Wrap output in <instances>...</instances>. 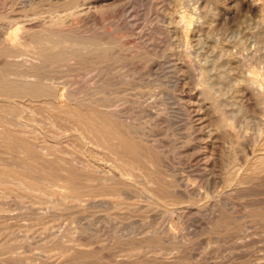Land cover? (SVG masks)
I'll list each match as a JSON object with an SVG mask.
<instances>
[{"label": "rangeland", "instance_id": "obj_1", "mask_svg": "<svg viewBox=\"0 0 264 264\" xmlns=\"http://www.w3.org/2000/svg\"><path fill=\"white\" fill-rule=\"evenodd\" d=\"M157 1L119 0V3L117 0H91L92 13L87 18L85 16L80 19L81 36L86 39L97 36L104 43L112 40L115 46L113 52L108 53L109 57L103 52V56L95 58L98 61L90 57L92 62L90 59L88 61L91 63L82 62L76 66L73 74L74 79L84 83L82 85L85 87L96 80L98 85H110L108 91L121 92L118 95L101 96L104 98L96 100L101 104L116 103L118 106L115 115L99 116L101 123L96 124L94 121L96 118L93 116L92 100L89 97L79 96V100L75 101L63 100L61 106L64 109L56 112L57 110L49 107L52 99L22 95L17 87L10 88L0 83V111L3 110L0 113V129L3 130L2 127L5 126L4 129L12 130V136L8 137L10 141L7 140L5 145L0 142V158H5L6 155L8 157L9 152L11 156L14 152L12 150H18L19 146V152L15 151L18 155L15 152L13 154L16 159L13 155L14 160L10 156L9 159L6 157L12 168L16 165L20 166V171L21 168L24 171L27 168L23 165L26 161L29 168L30 163L33 164L32 168L38 167V163H33L37 157L32 153L35 158H31L28 151L30 145H23V137L31 142L34 137L35 144L26 141L32 145L30 151L35 152L32 149L38 147L37 151L45 152L47 160L51 161L48 153L54 154L58 150L54 155L60 152L61 156L57 154L58 157H52V160L58 158L61 161L65 156V160L69 158L77 163L80 161L78 166L102 164L100 157H95L93 146L94 129L91 128L95 125L94 128L99 131L100 127L106 131L102 130L100 135L104 137V140L101 137L105 147L102 149L103 153H106L107 159L111 157L109 161H113L109 164H116L117 156L119 166L123 165L122 162L125 164L127 160L130 161L120 154L122 143L128 141L132 146L144 148L141 149L143 154L139 158L141 163L139 160L138 163H147L146 168L151 166V173L147 169L149 173L142 171L141 174L153 176L141 175L139 172L135 178L138 181V191L135 187L136 192H130V198L133 196L131 200L126 199L124 202L122 199L120 202H124L123 205L118 201L121 204L119 207V203L114 206L116 201L112 197L106 198L108 205L96 203L93 206L83 203V207H80L69 191L59 187L47 190L51 192L29 191L30 184L23 180V172H16V167L12 170L8 166L9 162L4 159L0 170L10 176L0 174V264H264V0ZM183 15L193 18L194 25L188 39L181 43L179 34L169 33V19ZM125 22H129V25ZM94 27L98 29L97 32ZM106 29L107 34L111 30L113 35H107ZM115 48L119 52L115 53ZM7 69L9 70V66L4 62L0 63L1 72H6ZM39 73L48 78L53 75L56 78L63 76L61 70L56 72V69H45ZM8 98L14 100H10V103ZM85 99H88L87 102ZM83 101L87 104L83 105ZM25 103L31 104V108L29 104L25 106ZM30 109H35L33 114L37 112L36 115H31ZM23 114L25 118L21 117ZM27 114H30L29 118ZM85 114L90 118L87 115L85 117ZM17 115L21 117L20 120L25 119L28 129L23 132L26 134L11 124ZM51 115L56 117L51 118ZM53 117L58 121L55 122ZM115 117L119 119L113 123ZM7 118L10 125L5 123ZM51 123L55 125L51 126ZM120 125L124 130L119 128ZM110 126L116 129L113 130ZM36 131H42L41 134L47 138L44 139L41 135L40 138V133L37 134ZM120 132L123 135H119ZM128 135L135 137L137 141L132 142L134 139ZM16 137H20V140ZM58 140L61 142H57ZM11 142L8 152L10 145H6ZM139 142L140 144L135 145ZM47 143H50L48 149L45 147ZM139 145L142 146L138 147ZM21 148L31 156L25 153L29 158L26 157ZM147 152L152 153L149 159L145 156ZM18 157L22 158L19 160H23V164ZM25 157L29 160L24 161ZM81 160L84 161L83 164ZM152 170L155 174H152ZM159 170L163 176H158L160 183L155 180ZM35 174L39 173L33 175ZM20 175L24 182L17 179ZM36 175L35 177H40ZM46 181L49 185L50 181ZM42 182L40 183H47L45 180ZM156 184L159 187L165 184L161 191L164 190L166 194L159 191ZM166 184H170L168 188H165ZM143 188L146 191L154 188L156 190L153 191L158 193L149 191L155 194L153 197ZM169 190L174 195L171 198L167 194ZM156 198H162V202L164 198L165 203H156Z\"/></svg>", "mask_w": 264, "mask_h": 264}, {"label": "bare ground", "instance_id": "obj_2", "mask_svg": "<svg viewBox=\"0 0 264 264\" xmlns=\"http://www.w3.org/2000/svg\"><path fill=\"white\" fill-rule=\"evenodd\" d=\"M91 0H0V63L4 62L7 66H9V70L6 71V72H1L0 71V83L2 84H6L8 85V87L10 86L11 87H17L19 89V92L22 93V95H33V96H40L42 98H50L49 100H53V102L50 103L49 107L51 106L54 110H57L56 112H58V110L60 111V109H64L61 105H62V102L63 100H67V101H75V100H79V98L82 96V97H89L91 98L92 101H90L91 105L93 106V116L96 118V120L94 119L95 123L96 124H99L101 123V120H100V117L99 116H102V115H115V112H116V109H117V105L116 103H112V104H101V102L99 101H96L97 99L99 100V98L101 96H105V95H113V94H120L121 92H111V91H108V87L110 86H103V85H98V81L96 80H93L90 84H89V87H85L83 86L84 83H80L79 81H76L74 79V72H75V69H76V66L80 65L82 62H86L88 61V59H90L91 61V58L94 57V60L95 58H98L100 56H103L102 55V52L105 53L106 55H108L109 52H113V49H114V43H112L113 41L112 40H108V42H103L101 41L102 39H100L101 37H99L100 40H98V38L96 37H91V39H86L84 38L83 36L80 35L81 33V27H80V19L85 17L87 18V16H89L92 11H93V8L91 9V3H90ZM100 1V0H99ZM119 2V0H117ZM123 1V0H122ZM157 1V0H156ZM141 2V1H140ZM158 2V1H157ZM175 2V1H174ZM110 3V2H109ZM120 3V2H119ZM127 3V2H126ZM177 3V1H176ZM107 4V3H106ZM117 4V3H116ZM94 5V4H93ZM123 5V4H122ZM97 6V5H96ZM99 6V5H98ZM109 6V5H106V7ZM111 6V5H110ZM118 6V5H117ZM94 7V6H93ZM100 7V6H99ZM98 7V8H99ZM102 7V5H101ZM116 7V6H115ZM119 7V6H118ZM125 7V6H124ZM117 8V7H116ZM95 9V8H94ZM120 9V8H119ZM125 9V8H123ZM104 10V9H103ZM122 10V9H121ZM133 10V9H132ZM123 11V10H122ZM128 11V10H127ZM105 12V10H104ZM112 12V11H111ZM110 12V13H111ZM115 12V11H113ZM126 12V11H125ZM131 12V11H130ZM136 13V12H134ZM99 14V13H98ZM108 14V13H107ZM112 14V13H111ZM118 14V13H117ZM120 14V13H119ZM121 14H124V13H121ZM129 14V13H127ZM109 15V14H108ZM133 15V14H132ZM135 15V14H134ZM179 15V14H178ZM110 16V15H109ZM120 16V15H119ZM129 15H127L128 17ZM136 16V15H135ZM134 16V17H135ZM199 16V15H198ZM111 17V16H110ZM123 17V15H122ZM132 17V16H130ZM191 17V16H190ZM193 17V16H192ZM91 18V17H90ZM90 18H88L90 20ZM94 18V17H93ZM92 18V19H93ZM113 18V17H112ZM126 18V17H125ZM91 19V20H92ZM96 19V18H95ZM114 19H116L114 17ZM118 19V18H117ZM121 19V18H120ZM119 21H122L120 20ZM128 19V18H127ZM126 19V20H127ZM136 19V17H135ZM193 18H189L188 15H183V16H180V17H171L169 19L170 21V30H169V33L170 34H179V37H180V41L181 43H184L187 39H188V35L189 33L192 31V25H194V20H192ZM94 20V19H93ZM105 20V19H104ZM109 20V19H107ZM125 20V21H126ZM130 21V19H129ZM134 21V20H133ZM138 21V20H137ZM86 22V21H85ZM91 22V21H90ZM103 22V21H102ZM131 22V21H130ZM168 22V21H167ZM88 23V22H87ZM86 23V25H87ZM95 23H96V20H95ZM122 23V22H121ZM124 23V21H123ZM126 23V22H125ZM89 24V23H88ZM94 24V22H93ZM104 24V22H103ZM101 23V25H103ZM113 24V23H112ZM117 24H120V22H117ZM129 25V22L126 23ZM137 24V23H136ZM198 24V23H197ZM133 25V24H132ZM95 26V24H94ZM119 26V25H118ZM117 26V27H118ZM122 26V24H121ZM125 26V25H124ZM89 29H91L90 27H88ZM95 28V27H94ZM97 28V26H96ZM95 28V31L98 30ZM136 28V27H135ZM86 29V28H85ZM104 29V28H103ZM134 29V28H133ZM137 30V29H135ZM167 30V29H166ZM120 31V30H119ZM88 32V30H87ZM97 32V31H96ZM107 32V29L105 31V33ZM110 34L111 33V30L108 31ZM135 32V31H134ZM133 32V34H134ZM193 32V31H192ZM84 33V32H83ZM113 33V31H112ZM111 33V34H112ZM130 33V32H129ZM168 33V32H167ZM107 34V33H106ZM106 34L103 36L105 37ZM107 34V35H108ZM83 35V34H82ZM93 36H95L94 34H92ZM101 35V34H100ZM113 35V34H112ZM110 35V38L111 39V36ZM115 36V35H114ZM150 36V35H149ZM178 36V35H177ZM135 37V36H134ZM141 37V36H140ZM107 38V37H106ZM104 38V41H107V39ZM118 38V37H117ZM113 39V38H112ZM116 39V38H115ZM123 41V40H122ZM121 41V42H122ZM117 43V42H116ZM125 43V42H124ZM127 43V42H126ZM123 44V43H121ZM137 46V44H134ZM121 45H119L120 47ZM118 47V46H117ZM140 47V46H139ZM131 48H132V44H131ZM158 48V47H157ZM116 49V52L117 53V48ZM135 49V48H134ZM149 49V48H148ZM151 49V48H150ZM140 50V49H139ZM149 51V50H148ZM119 52V51H118ZM154 52V51H153ZM106 55H104L106 57ZM111 55V54H110ZM114 56V55H113ZM119 55H117L118 57ZM136 56V55H135ZM91 57V58H90ZM109 57V55H108ZM111 57V56H110ZM139 58V57H138ZM109 59V58H108ZM153 59V57H152ZM93 60V59H92ZM104 60V59H103ZM90 61H88L89 63H91ZM95 61H98L97 59ZM93 61V63L95 62ZM109 61V60H108ZM107 61V62H108ZM105 62V61H104ZM118 62V61H117ZM88 63V64H89ZM98 63V62H97ZM106 63V62H105ZM103 63V64H105ZM96 64V63H95ZM94 64V65H95ZM100 64V63H99ZM117 64V63H116ZM258 65V64H257ZM91 66V65H90ZM93 66V65H92ZM91 66V67H92ZM96 66V65H95ZM94 66V67H95ZM100 66V65H99ZM108 66V65H107ZM112 66V65H111ZM4 67V66H3ZM98 67V65H97ZM5 68V67H4ZM123 68V67H122ZM253 68V67H252ZM45 69H56V72L57 70H61V73L63 74L62 77H46L45 75L44 76H41L40 75V71H43ZM86 69V68H85ZM96 69V68H95ZM98 69V68H97ZM252 70V69H251ZM260 70V69H259ZM88 71V70H87ZM91 71V70H90ZM98 71V70H97ZM262 72V71H261ZM264 72V71H263ZM51 73V72H50ZM53 73V72H52ZM116 73V72H115ZM204 73V72H203ZM95 74V73H94ZM100 74V72H99ZM86 75V74H85ZM92 75V74H91ZM112 75V74H111ZM117 75V74H116ZM81 76V75H80ZM97 76H99L97 74ZM258 76V75H257ZM90 77V76H89ZM106 77V76H105ZM104 77V78H105ZM127 77H129L127 75ZM131 77V76H130ZM206 77V76H205ZM204 78V77H203ZM207 79V78H206ZM255 79V78H254ZM258 79V78H257ZM86 80V79H85ZM101 80V79H100ZM104 80V79H103ZM124 80V79H123ZM138 80V79H137ZM253 80V79H252ZM81 81V80H80ZM83 81V80H82ZM81 81V82H82ZM106 81V79H105ZM108 81V80H107ZM126 81V80H125ZM257 80H255L256 82ZM264 81V80H263ZM102 82V81H101ZM111 82V80L109 81ZM207 82V81H206ZM100 83V82H99ZM83 84V85H82ZM88 84V83H87ZM102 84V83H101ZM252 84V83H251ZM254 84V83H253ZM256 84L259 85L258 82H256ZM123 85V84H122ZM257 85V86H258ZM262 86V85H261ZM264 86V85H263ZM116 91V90H115ZM130 95V94H129ZM80 96V97H79ZM1 97V96H0ZM109 97V96H108ZM126 97V96H125ZM2 98V97H1ZM101 98H104V97H101ZM9 99V98H8ZM1 100V99H0ZM7 100L11 103V101L13 100ZM51 100V101H52ZM87 102L88 99H85ZM108 100V99H106ZM17 101V100H16ZM24 101V100H23ZM26 101V100H25ZM28 101V100H27ZM19 102V101H18ZM30 102V101H29ZM32 102V101H31ZM34 102V101H33ZM38 102V101H37ZM84 101L82 102L83 105L87 104L85 103ZM5 103V102H4ZM14 104V103H13ZM11 104V105H13ZM20 104V103H19ZM24 104V103H23ZM29 103H25V106H28ZM41 104V103H40ZM39 104V106H40ZM43 104V103H42ZM46 104V103H45ZM44 104V105H45ZM49 104V103H48ZM36 105V104H35ZM33 105V106H35ZM38 105V104H37ZM22 106V104H21ZM23 105V107H25ZM31 106V104H29V107ZM91 106V107H92ZM2 107V106H0ZM29 107H27V109H29ZM66 107V106H65ZM120 107V106H119ZM151 107V106H150ZM8 108V107H7ZM17 108V107H16ZM26 108V107H25ZM31 108V107H30ZM33 109V108H32ZM32 109H30L32 111ZM37 111H38V108H36ZM45 109V107H44ZM42 109V110H44ZM48 109V107H47ZM51 108H49L50 110ZM51 109V110H53ZM72 109V107H71ZM79 109V108H78ZM82 109V108H80ZM84 109V108H83ZM88 109V108H87ZM86 109V110H87ZM40 110V108H39ZM66 110L68 111V109L66 108ZM73 111L74 108L72 109ZM29 111V110H28ZM30 111V112H31ZM35 111V109L32 111L31 115H34L33 112ZM65 111V110H63ZM85 111V110H84ZM91 111V110H90ZM3 112L0 111V113ZM13 112V110L11 111ZM27 112V111H26ZM42 112H46V111H42ZM52 112V111H51ZM77 112V111H76ZM89 112V111H87ZM25 113V112H24ZM28 113V112H27ZM39 115H40V112H38ZM48 113V112H47ZM53 113L55 114V112L53 111ZM52 113V114H53ZM62 113V112H61ZM66 113V112H64ZM68 113V112H67ZM66 113V114H67ZM71 112L68 113V115L70 114ZM81 113V112H80ZM86 113V111H85ZM118 113V111H117ZM116 113V114H117ZM3 114V113H2ZM8 114V113H7ZM14 114H15V111H14ZM26 114V113H25ZM25 114L21 115V117L23 116V118H25ZM43 114V113H42ZM60 114V112L58 113ZM73 114V113H72ZM70 114V115H72ZM89 114V113H88ZM119 114V113H118ZM6 115V114H5ZM28 115V114H27ZM26 115V116H27ZM30 115V114H29ZM29 115H28V118H29ZM36 115V114H35ZM44 115V114H43ZM81 115V114H80ZM87 114H85V117H86ZM91 115V114H90ZM2 116V115H0ZM4 116V115H3ZM13 116V115H12ZM18 117H16V119H12L11 123L12 125H15L17 126L20 130H22V132L26 131L28 128H27V124L25 123V119L24 121L23 120H20L19 118V115H17ZM38 116V115H37ZM48 116H49V113H48ZM52 116H55L56 115H51L50 117L52 118ZM59 116V115H58ZM57 116V117H58ZM74 116V115H73ZM88 116V115H87ZM117 116V115H116ZM120 116V115H118ZM5 117V116H4ZM41 117V116H40ZM60 117V116H59ZM76 117V116H75ZM81 117V116H80ZM123 117V116H121ZM1 118V117H0ZM35 118V117H34ZM43 118V117H42ZM54 118V117H53ZM88 118H90V116H88ZM116 118V117H115ZM118 118V117H117ZM113 119L114 121L115 120H118V119ZM124 118V117H123ZM3 119H6V118H3ZM31 119V118H30ZM33 119V118H32ZM36 119V118H35ZM34 119V121H36ZM44 119V118H43ZM56 120V118H54ZM60 119V118H59ZM85 119V118H83ZM105 119V118H103ZM102 119V120H103ZM107 119V118H106ZM29 120V119H28ZM27 120V121H28ZM46 120V119H44ZM80 120V119H79ZM78 120V121H79ZM109 121H111L112 119H107ZM112 120V121H113ZM42 121V120H41ZM39 121V122H41ZM50 121V120H48ZM52 121V120H51ZM58 120H56L55 122H57ZM105 121V120H104ZM103 121V124L105 123ZM113 123H116V121ZM4 122V121H3ZM30 122V121H29ZM38 122V121H37ZM84 122V121H82ZM122 122V121H121ZM125 123V121H123ZM8 125H10V123L8 122V118L6 120V122ZM35 123V122H34ZM67 123H69L67 121ZM72 123V122H71ZM107 123V122H106ZM109 123V122H108ZM120 123V122H118ZM127 123V122H126ZM36 124V123H35ZM45 124V123H44ZM87 124V123H86ZM102 124V126H103ZM121 124V123H120ZM123 124V123H122ZM34 125V124H33ZM37 125V124H36ZM40 125V124H39ZM46 125V124H45ZM55 124L51 123V126H53ZM127 124H125L126 126ZM4 126V125H3ZM41 126V125H40ZM91 126L88 125V127ZM106 126V125H105ZM121 126V125H120ZM128 126V125H127ZM5 127V126H4ZM0 129L2 132L0 133V142H2L3 145H5V142H7V140H9L8 137H10V130L11 129ZM14 127V126H13ZM16 127V128H17ZM30 127H34V126H30ZM29 127V129H30ZM76 127V126H75ZM95 127V125H94ZM91 128L94 129V131L92 132V135H93V140L94 142L92 141V138H91V141L93 142V146H94V151H95V157H97V155L100 157V162L102 164H99L98 162H95V163H98V165H93V166H90L88 164H83L84 161H82V164L81 166H78V164L81 162L78 161V163L76 161H73V160H65L67 159L64 155H66L64 153V160L61 159H54L52 160L53 158L52 157H58L57 154H59L60 152H57L56 156L54 155L56 151L54 152V154H50V157H51V161L50 159L47 160L48 158L45 157L47 156L45 154V152L43 153L42 151L39 152L37 151V149H32L34 150L35 152H31V148H32V145L29 143L31 141L28 140V138H24L25 140H23L21 138V141L23 143V145H30L29 147V155L31 156V158L34 156L32 153H35L37 159H38V162L35 160H37L35 157V160L33 162V159L32 162L37 164L38 163V167L36 169L32 168V163L31 160L29 161V163L31 164V167L29 168L28 166H30L28 164V161H26V159H28L29 155L24 152V148L21 150L23 151V153L25 154L26 157L28 158H24L27 163H22L23 160H19V159H22L21 157L17 158L19 160V162L21 164L24 165V168L25 166L27 168H25L24 171H22L23 169L21 168V172L19 170L20 166L18 165L19 162H17L18 160H16V164L19 166V167H16V165H13L15 168L14 172H20L22 173V178L24 181H29V184L30 186L27 184V187L29 186V191L31 189L32 192L34 191H47V190H51L52 188H56V187H59L61 189H65L67 191H69L70 195H72L74 197V201L76 203V205H79L80 207L82 206L81 204L83 203H88V204H92L93 206H95L96 203H104V204H107L108 202L106 201L107 197H112L113 199H115L116 202H114V206H116L117 203H119L122 199L125 200L127 199H130L133 197L130 198V192H132L134 190V192L138 191L137 189V180H135V178H137L138 176V173L143 171V172H146L147 169H149V172L151 173V166L150 168H146L148 167V165L144 164L143 161L142 164H139L138 162L140 161L139 158H141L142 154H143V151H141V149L144 150V148L141 147L140 148H137L136 146H132V144H128L126 142H124V136H123V142L122 143V146L120 144V148L122 149L121 153L123 157H125L126 159L128 158L130 161L127 162L124 164L122 161V164L123 165H120L119 166V157H115V161L117 162L116 164L114 163H111L109 164L110 162H113V161H109V158L111 160V157H108V159L106 158L105 154L103 153V148H105L102 144V139L104 137H102L100 135L101 131L103 129H101L102 127H100V131L97 129V128ZM112 129H113V126H110ZM37 128V127H36ZM34 128V129H36ZM39 128V126H38ZM55 128V127H53ZM78 128V126H77ZM76 128V129H77ZM90 128V127H89ZM115 128V127H114ZM121 129L124 130V128L121 126L119 127ZM32 129V128H31ZM58 129V128H57ZM60 129V127H59ZM62 130H64L63 128H61ZM79 129V128H78ZM110 129L109 131H111L113 133V130L115 129ZM39 130V129H38ZM89 129V131H91ZM12 131V130H11ZM29 132H32L33 130H28ZM27 131V132H28ZM61 132V130H58ZM73 131V130H72ZM75 131V129H74ZM80 131V130H79ZM105 130H103L104 132ZM128 131V130H127ZM23 132V133H24ZM35 132V131H33ZM63 132V131H62ZM65 132V131H64ZM106 132V131H105ZM136 133V131H134ZM13 133V132H12ZM18 133V131H17ZM37 133V131H36ZM40 133L39 134V137L42 138L41 136H43L42 134V131L41 132H38ZM37 133V134H38ZM42 133V134H41ZM54 133H56L54 131ZM53 133V134H54ZM73 133V132H72ZM82 133V132H80ZM121 133V132H120ZM133 132H131L132 134ZM26 134V133H24ZM31 134V133H30ZM30 134H27L28 137ZM36 134V135H37ZM45 134V133H44ZM134 134V133H133ZM139 134V133H137ZM15 135V134H13ZM20 135V134H19ZM33 135V133H32ZM35 135V133H34ZM41 135V136H40ZM91 135V134H90ZM103 135V133H102ZM113 135L115 136V134L113 133ZM117 135V134H116ZM119 135H123L122 133L119 134ZM12 136V135H11ZM18 136V135H17ZM104 136V135H103ZM106 136V135H105ZM118 136V135H117ZM131 137V135H128ZM135 136V135H134ZM262 136V135H261ZM15 138V136H13ZM21 137V136H20ZM20 137L19 140H20ZM31 137V136H30ZM29 137V138H30ZM102 137V139H101ZM137 137V136H136ZM17 138V137H16ZM17 138V139H18ZM32 138V137H31ZM44 138V136H43ZM47 138V137H46ZM44 138V139H46ZM59 138V137H58ZM62 138V137H61ZM60 138V139H61ZM106 138V137H105ZM109 138V137H108ZM115 138V137H113ZM132 138V137H131ZM130 138V139H131ZM135 138V137H134ZM132 138V139H134ZM18 142H20L21 144V141L17 140ZM83 139V138H81ZM88 139V138H87ZM86 139V140H87ZM90 139V138H89ZM120 139V138H119ZM129 139V140H130ZM131 139V140H132ZM138 141H141L139 140V138H137ZM29 141L28 143L26 141ZM31 140V139H30ZM54 140H56L54 138ZM104 140V139H103ZM118 140V138H117ZM127 140V139H126ZM10 141V140H9ZM34 137H33V140L31 143H34ZM37 142H40L36 139ZM60 140H58L57 142H59ZM88 141V140H87ZM86 141V142H87ZM89 141V142H91ZM111 141V140H110ZM109 141V143H111ZM137 141V140H136ZM135 139L132 140V142H136ZM61 142V141H60ZM105 142H106V139H105ZM131 142V141H130ZM131 142V143H132ZM9 143V142H8ZM6 146L10 147L8 148V152L12 146V142L10 144H8ZM15 143V142H14ZM26 143V144H25ZM28 144V145H27ZM40 144V143H39ZM38 144V145H39ZM45 144V143H42V145ZM50 144V143H49ZM47 143V145H45V147H47V149L49 148ZM61 144V143H60ZM64 144V143H63ZM91 144V143H89ZM119 144V143H118ZM137 144H140L139 143H136L135 145ZM262 144V143H261ZM1 145V144H0ZM22 145V146H23ZM107 145V144H105ZM112 145V144H111ZM110 145V146H111ZM37 146V145H36ZM92 146V147H93ZM115 146V144H114ZM142 145H139L138 147H140ZM144 146V145H143ZM150 146V145H149ZM15 147V146H14ZM42 147V146H41ZM44 147V148H45ZM56 147H58V145H56ZM71 147V146H70ZM108 147V145H107ZM116 147V146H115ZM18 150H19V146H17ZM33 148H35V145L33 146ZM52 148V147H50ZM54 148V147H53ZM59 148V147H58ZM61 148V146H60ZM113 148V146H112ZM153 148V147H152ZM14 149V148H13ZM28 149V148H27ZM26 149V150H27ZM46 149V148H45ZM46 149V150H47ZM62 149V148H61ZM73 149V147H72ZM109 149V148H108ZM157 149V148H156ZM257 149V148H256ZM18 150H12V151H18ZM39 150V149H38ZM54 150V149H53ZM51 150V151H53ZM63 150V149H62ZM106 150V149H105ZM117 150V149H115ZM147 150V148H146ZM145 150V151H146ZM11 151V152H12ZM37 151V152H36ZM48 151V150H47ZM50 151V152H51ZM64 151H67V150H64ZM148 151V150H147ZM256 151V150H255ZM2 152V151H1ZM6 151V153H8ZM14 152L12 153V155L14 154ZM19 152V151H18ZM18 152L16 154L15 152V155H18ZM78 152V151H77ZM83 152V151H82ZM105 152V151H104ZM118 152V151H117ZM38 153V154H37ZM41 153V154H39ZM76 153V152H75ZM79 153V152H78ZM108 153V152H107ZM149 153V152H147ZM147 153H146V157H148L149 159V155H151L150 153L148 154L147 156ZM155 153V152H154ZM158 153V152H157ZM259 153V152H258ZM262 153V152H261ZM4 153H2L3 155ZM10 152H9V155L7 157V155L4 157L1 156V159L0 158V164L3 163L6 159V157L9 159V156H10ZM23 154V155H24ZM45 154V155H44ZM94 154V153H93ZM103 157H101V155H103ZM145 154V153H144ZM12 155L10 156V159L11 160H14V158L16 159V156L14 157L13 155V159H12ZM19 155L21 156V152L19 153ZM51 155H54V156H51ZM109 155V154H108ZM113 155V153H112ZM155 155V154H154ZM59 156H61L59 154ZM68 156V154H67ZM85 156V155H84ZM88 156V155H87ZM110 156V155H109ZM113 156H116V155H113ZM121 156V157H122ZM156 156V155H155ZM158 156V155H157ZM23 157V156H22ZM49 157V156H48ZM90 157V156H89ZM97 157V159L99 158ZM47 158V159H46ZM77 158V157H76ZM76 158L74 160H76ZM94 158V157H92ZM114 158V157H113ZM158 158V157H157ZM6 159V161L8 160ZM73 159V157H72ZM95 159V158H94ZM156 159V158H155ZM29 160V159H28ZM78 160V158H77ZM139 160V161H138ZM143 160V159H142ZM145 160V159H144ZM153 160V159H152ZM160 160V159H159ZM163 159H161L162 161ZM10 161V160H9ZM7 161V162H9ZM86 161V160H85ZM155 161V160H153ZM14 162V161H13ZM14 162V163H15ZM149 162V161H148ZM160 162V161H159ZM158 162V164H159ZM244 162V161H243ZM138 163V164H137ZM141 163V161H140ZM26 164V165H25ZM109 164V165H108ZM146 165V166H145ZM8 166H10V162L8 163ZM164 166V165H163ZM260 166V165H259ZM11 167V166H10ZM13 167V168H14ZM34 167V166H33ZM156 167V166H155ZM153 167V168H155ZM158 167V166H157ZM9 168V167H8ZM12 168V167H11ZM12 168V170H13ZM257 168V167H256ZM158 169V168H157ZM157 169H154L155 171ZM154 170H152V174L155 172H153ZM263 170V169H262ZM2 170H0L1 172ZM162 171V170H161ZM6 172V171H5ZM12 172V171H11ZM13 172V173H14ZM15 172V173H16ZM147 171V173H149ZM4 174L6 177H9L10 175H6L3 171L0 173V174ZM34 173H39L38 175L40 177H35V175H33ZM160 170H159V173H156L157 175V178L155 180H159V175L162 176L160 174ZM8 174V173H7ZM166 174V173H165ZM261 174V173H260ZM2 175V176H4ZM21 175L18 176L17 179H20L21 178ZM36 175V176H38ZM141 175H150V177H153L151 176V174H141ZM154 175V176H156ZM1 176V175H0ZM4 176V178H5ZM14 177V175L12 176ZM16 177V176H15ZM148 177V176H147ZM3 178V177H2ZM3 178V179H4ZM163 178V176H162ZM184 178V177H183ZM236 178V177H235ZM249 178V177H248ZM252 178V177H251ZM20 179V180H22ZM151 179V178H150ZM6 180V179H5ZM19 180V181H20ZM22 180V182H24ZM42 180H45V182H47L46 180H49L50 184L48 185V182L45 183L47 184L46 186H44L45 184H41L40 182H42ZM153 180V179H152ZM4 181V180H3ZM18 181V182H19ZM25 181V182H26ZM137 181V182H136ZM165 181V180H164ZM168 181V180H167ZM136 182V183H135ZM158 182V181H157ZM156 182V183H157ZM163 181H161L162 183ZM170 182V181H169ZM251 182V181H250ZM20 183V182H19ZM28 183V182H27ZM43 183V182H42ZM59 183V184H57ZM61 183V184H60ZM154 183V182H153ZM159 183H160V180H159ZM158 183V184H159ZM171 184V183H170ZM169 184V185H170ZM6 185V184H4ZM11 185V184H10ZM140 185V184H139ZM150 185V184H148ZM162 186H158L156 184L157 187H159V191H161V189H164V185L165 184H162ZM167 186H165V188L167 187L168 188V184H166ZM14 186V185H13ZM171 186L175 187V185H172ZM21 187V186H20ZM136 187V188H135ZM162 187V188H161ZM178 187V186H177ZM176 187V188H177ZM137 189L135 191V189ZM175 188V189H176ZM25 189V188H24ZM28 189V188H26ZM60 189V190H61ZM145 189V188H143ZM146 189H149L148 187ZM145 189V191H146ZM154 189V188H153ZM153 189H150V190H147L146 193H149V191H152L153 193H158V191H153ZM10 190V189H9ZM142 191V188L140 189ZM156 190V189H154ZM166 190V189H165ZM170 190H171V187H170ZM170 190H169V193L167 192L168 195H170L169 197L171 198L172 196L174 195H171L170 193ZM173 190V189H172ZM171 190V191H172ZM66 191V194L68 193ZM140 191V192H141ZM168 191V190H167ZM177 191V190H176ZM175 191V192H176ZM47 192H51V191H47ZM46 192V193H47ZM161 192H164V190H162ZM174 191H172V194ZM36 193V192H34ZM39 193V192H38ZM45 193V192H44ZM153 193H149V194H152ZM179 193V192H178ZM65 194V195H66ZM159 194H162L159 192ZM164 194H166V192H164ZM164 194H162L164 196ZM177 194V192H176ZM175 194V195H176ZM21 195V194H20ZM148 194H146L147 196ZM155 195V194H154ZM153 195V197H154ZM158 195V194H156ZM44 196V195H43ZM71 196V197H72ZM145 196V197H146ZM161 196V195H160ZM177 196V195H176ZM33 197V196H32ZM36 197V196H35ZM67 197H68V194H67ZM158 197V196H156ZM30 198V197H28ZM66 198V197H65ZM111 198V199H112ZM149 198V196H148ZM147 198V199H148ZM69 199H72L69 197ZM67 199V200H69ZM102 199V200H101ZM110 199V201H112ZM139 199V198H138ZM146 199V200H147ZM175 199V198H174ZM48 200V199H47ZM126 200V201H127ZM135 200V199H134ZM164 198H163V202H164ZM109 201V199H108ZM119 201V202H118ZM154 201L156 203H161L162 202V198L161 199H154ZM153 201V202H154ZM124 202H120L122 205L124 204ZM132 202V201H131ZM134 202V201H133ZM162 202V203H163ZM50 203V202H48ZM63 203V202H62ZM67 203V202H66ZM75 203H73L75 205ZM112 203V202H111ZM110 203V204H111ZM116 203V204H115ZM119 203V205L117 207H119L121 204ZM161 203V204H162ZM165 203V202H164ZM163 203V204H164ZM51 204V203H50ZM33 205V204H32ZM99 205V204H98ZM108 205V204H107ZM152 205V204H151ZM150 205V206H151ZM55 206V204H54ZM77 206V207H79ZM89 206V205H88ZM97 206V205H96ZM113 206V207H114ZM149 206V207H150ZM83 207V206H82ZM85 207V205H84ZM133 207V206H132ZM135 207V206H134ZM57 208V207H56ZM86 208V207H85ZM116 208V207H115ZM130 208V207H129ZM129 208H126V209H129ZM61 209V208H60ZM65 209V208H64ZM118 209V208H117ZM1 211V210H0ZM67 211V210H66ZM88 212V211H87ZM141 212V211H140ZM75 213V212H74ZM79 214V213H78ZM41 217V215L39 216ZM129 217V216H128ZM130 218V217H129ZM2 224V223H1ZM31 226V225H30ZM29 226V227H30ZM164 232V231H163ZM232 235V234H231ZM123 239V238H122ZM150 242V241H149ZM110 246V245H109ZM44 254V253H43ZM86 254V253H85ZM158 254V253H157ZM42 257V256H41ZM93 257V256H92ZM26 262V261H25Z\"/></svg>", "mask_w": 264, "mask_h": 264}]
</instances>
